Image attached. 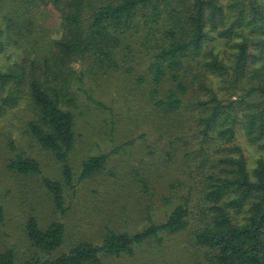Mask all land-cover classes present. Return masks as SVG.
<instances>
[{"label":"trees","instance_id":"1","mask_svg":"<svg viewBox=\"0 0 264 264\" xmlns=\"http://www.w3.org/2000/svg\"><path fill=\"white\" fill-rule=\"evenodd\" d=\"M46 4L60 19L58 35L48 39L35 12ZM0 8L5 44L23 52L0 71V115L25 102V134L57 164L59 179L38 180L54 214L65 212L64 194L73 186L67 156L77 144L81 102L108 113L103 133L112 142L118 113L84 88L107 72L119 71L137 114L160 121V147L141 148L156 154L164 175L163 169L171 172L161 197L171 206L162 221L155 222L146 205L141 228L130 233L105 227L99 243L76 239L54 254L67 227L56 219L42 227L29 213L19 223L29 253L16 258L2 249L0 264H100L103 255H132L136 245H159L187 228L192 245L211 264H264V160L247 169L233 141L237 128L248 141L264 137V70L246 64L249 46L264 49V0H0ZM215 39L230 48L227 61L208 47ZM77 61L79 69L71 65ZM207 74L219 80L223 96L205 84ZM132 142L81 158L77 179L105 170L107 157ZM7 146L5 169L26 177L41 173L37 159L14 152L11 141ZM135 169L125 180L146 194L148 178Z\"/></svg>","mask_w":264,"mask_h":264},{"label":"rangeland","instance_id":"2","mask_svg":"<svg viewBox=\"0 0 264 264\" xmlns=\"http://www.w3.org/2000/svg\"><path fill=\"white\" fill-rule=\"evenodd\" d=\"M0 30L4 23L1 18ZM37 18L42 23L45 39L54 38L60 29L58 13L51 5L46 4L35 9ZM6 38L0 34V71H6L11 62L20 58L23 52L20 48L6 43ZM212 52L227 61L231 53L228 45L221 39L209 42ZM246 64L249 68H261L264 70V49L262 52L249 46ZM72 67L79 69L80 62H73ZM117 72H107L95 80L85 81V87L92 89L91 97L105 105H111L112 110L118 113L114 119L117 121L112 142L109 143V135L103 131L110 123L108 113H96L91 108L89 101L81 102L75 112L74 130L77 144L68 153L67 160L73 173L71 188L65 191V212L62 215L54 214L48 198L45 196L38 183L40 175L59 179L57 164L51 155L30 139L24 131V122L27 117L25 102L7 109L0 115V205L3 209L4 221L0 224V250L11 249L16 258H22L28 254V243L25 241L19 228L23 218L32 213L37 222L44 227L52 220H61L67 229L64 243L54 253L66 251L73 240L85 239L94 244L100 242L105 227L117 231L133 232L141 228L146 222L144 207L149 206L148 213L155 222L163 220L164 214L170 208L161 199L166 196L165 187L167 178L171 177L170 170L162 173L160 164L155 161L156 154L147 153L141 146L157 145V135L160 130V121L137 114L132 96L127 92V83ZM205 84L218 95L223 96L224 90L219 89V80L212 74L204 76ZM87 82V83H86ZM140 111V110H139ZM143 112V111H141ZM140 112V113H141ZM96 127L95 133L89 138L88 127ZM99 129V132L97 131ZM171 130V128H170ZM87 131V132H86ZM111 132V131H110ZM132 140V144L123 145L117 153L107 157L104 164L105 170L91 177L78 180L77 171L81 158L90 154L106 153L112 146L122 145L125 141ZM8 141L15 146L14 152L31 156L39 162L41 173L36 176H18L5 169L6 160L10 157ZM233 141L240 148L247 169H250L255 160L262 157L264 160V137L261 140L251 142L246 139L240 128L233 132ZM140 147V148H139ZM135 167L139 176L148 178V191L142 193L140 188L134 187L135 182L126 181L128 170ZM110 171L114 175L110 174ZM162 176H159V174ZM126 174V175H125ZM169 175V176H168ZM100 264H211L202 257V249H197L190 240V230L164 236L161 244L155 245L151 241H145L134 246L132 255L101 257Z\"/></svg>","mask_w":264,"mask_h":264}]
</instances>
